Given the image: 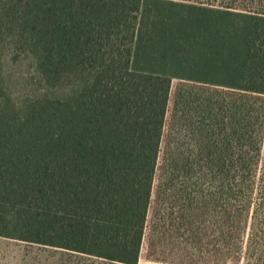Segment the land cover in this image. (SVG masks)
<instances>
[{"label":"trees","instance_id":"obj_1","mask_svg":"<svg viewBox=\"0 0 264 264\" xmlns=\"http://www.w3.org/2000/svg\"><path fill=\"white\" fill-rule=\"evenodd\" d=\"M0 41L33 59L43 91L15 101L0 80V237L111 263L138 262L172 81L264 97L257 9L0 0ZM250 134V157L230 164L233 249L252 210L244 258L264 250V157Z\"/></svg>","mask_w":264,"mask_h":264},{"label":"rangeland","instance_id":"obj_2","mask_svg":"<svg viewBox=\"0 0 264 264\" xmlns=\"http://www.w3.org/2000/svg\"><path fill=\"white\" fill-rule=\"evenodd\" d=\"M172 1L246 7L264 13V0L261 6L256 0ZM32 72V58L11 59L6 44L0 41V80L15 101L43 92L32 85ZM257 98L172 81L137 264H255L259 257L264 264L263 249L244 258L252 210L242 214L237 249L229 240L230 164L246 156L252 128L256 130L254 141L261 146V159L264 157V97L259 98L261 132L248 122L251 101L255 102L253 108L260 105L254 100ZM0 264L118 263L0 237Z\"/></svg>","mask_w":264,"mask_h":264}]
</instances>
